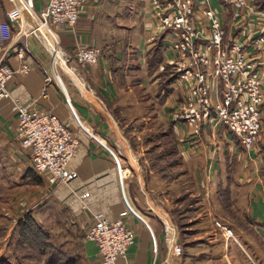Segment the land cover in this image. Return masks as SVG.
Returning a JSON list of instances; mask_svg holds the SVG:
<instances>
[{
	"label": "crops",
	"instance_id": "1",
	"mask_svg": "<svg viewBox=\"0 0 264 264\" xmlns=\"http://www.w3.org/2000/svg\"><path fill=\"white\" fill-rule=\"evenodd\" d=\"M31 1L36 10L44 4V0ZM210 4L216 9L221 8L219 0H210ZM148 10L146 0H86L75 26L76 33L60 31L61 48L72 52L76 40L83 46L100 48L102 54L98 63L93 65L70 61L74 71L79 70L80 79L76 73L77 79H73L70 70L63 69V79L58 77L69 100L52 78L50 61L30 38L19 32L0 50V62L12 69L19 67L20 60L16 55L19 48L25 51V60L30 65L28 73L16 72L7 82V88L25 100L35 99L36 108L57 115L74 131L81 146L71 161L78 178L70 185H49L39 176V182L29 183L26 179V172L30 169L29 153L20 146L15 135L16 119L9 100L0 99V165L6 168L7 176L12 174L18 182L32 184L36 188L34 191H38L20 214L30 211L53 238L66 247L73 245L75 248L76 243L82 245L85 264H98L99 255L95 244L84 239L92 215L72 192L82 185L91 190L92 196L87 203L92 210H102L114 219L122 218L134 233L133 244L127 248L125 256L116 259L115 264H173L175 261L169 247L173 240L176 241L175 231L167 205L168 199L178 192V184L166 182L159 173L152 171L143 160V154L131 149L124 127L118 124L119 119L140 120L147 126L150 119L148 105L159 111L157 117L161 123L168 125L172 122L181 167L185 170L177 180L180 185L186 179L199 192L208 184L229 185L231 197L236 201L240 186L252 182L248 193V216L261 224L259 229L256 224L257 230H264V193L257 184L259 174L264 175V132L250 150H245L239 139L224 126L212 122L203 124L198 136H189L186 125L172 117L181 101V91L173 89L172 82L170 93L163 100L158 95L157 74L173 55L164 42L165 35L151 38L153 22ZM1 16L6 19V13ZM229 17L231 22L232 17ZM24 23L23 29L32 27L25 20ZM14 27L15 24L11 30ZM160 38L163 61L150 73L148 52ZM55 58L53 61L57 62ZM80 72H83L82 77ZM144 90L148 91L147 94ZM261 109L264 118V104ZM141 132L133 131L132 134L140 136ZM112 153L125 163L122 165L123 193L137 216L129 211L120 216L126 206ZM29 194L27 201L31 200ZM163 216L171 223L172 234L168 237V223ZM69 232L76 239L64 236L65 233L70 235ZM237 244L241 247L239 241ZM183 255L181 263L189 256L187 253Z\"/></svg>",
	"mask_w": 264,
	"mask_h": 264
},
{
	"label": "built area",
	"instance_id": "2",
	"mask_svg": "<svg viewBox=\"0 0 264 264\" xmlns=\"http://www.w3.org/2000/svg\"><path fill=\"white\" fill-rule=\"evenodd\" d=\"M9 1L12 7L6 11V19L2 18L0 10V50L12 37V25L23 29L22 11L15 0ZM23 1L29 4L36 26L45 28L53 39L64 64L71 60L81 65L98 63L102 54L100 48L83 46L74 40L72 52H67L60 44V31L76 33L75 26L86 0H44L39 10L34 9L31 0ZM146 1L153 22L151 38L165 35L164 42L173 55L168 63L173 65L176 74L171 86L182 93L179 106L173 110V119L186 125L189 136H198L206 122L219 124L232 132L245 150L252 149L264 132L261 109L264 104V10H256L247 0H223L230 7L232 17L226 31L225 18L209 6L208 0ZM196 12L204 16L206 24L196 22ZM27 31L47 49L34 27L30 26ZM16 55L20 60L17 69L0 62V99L10 102L16 119L17 140L28 151L29 167L36 175L49 185H70L78 178L71 161L80 150L79 139L57 115L36 108L35 99L25 100L7 88V82L16 72L30 71L25 51L19 48ZM64 93L66 95L65 90ZM112 156L126 206L120 216L128 211L137 216L123 193L119 160L115 154ZM72 192L92 215L84 238L95 244L98 264H115L134 242L132 229L122 218L114 219L102 210H92L87 203L92 196L88 186L82 185ZM166 233L168 237V228ZM170 250L171 255H175L180 247L174 242Z\"/></svg>",
	"mask_w": 264,
	"mask_h": 264
},
{
	"label": "rangeland",
	"instance_id": "3",
	"mask_svg": "<svg viewBox=\"0 0 264 264\" xmlns=\"http://www.w3.org/2000/svg\"><path fill=\"white\" fill-rule=\"evenodd\" d=\"M247 2L253 6L254 0H247ZM208 3L209 6L212 7V5L210 4V0H208ZM219 3L221 6L220 9H216L214 7L213 8L217 12H220L222 17L225 18L223 19V26L226 31H228V28L230 26V20L228 21V18H230L229 16H231L229 13L230 7L228 6V4L223 2V0H219ZM11 7L12 3L9 0H0V10L3 16H5L6 10ZM195 20L196 22H199L200 25L206 24L207 22L204 16L199 12L195 13ZM24 25L25 23H23V27ZM19 26L20 25L15 24L14 29L12 28V36L21 32L23 34V37H28L35 43L38 50H42V52L48 58V61H50L51 63L53 69L52 78L57 83V75H59V77L63 79V69L65 67L73 74L76 73L77 77H79L80 79V76L78 75L79 70L74 71L75 69L69 61L66 62L63 66L58 61L57 62L59 64H56L57 62L53 61L54 56H52L50 51L44 47V45L38 40V38L32 33L28 32V28L22 29ZM45 34L53 41L51 36H49L47 33ZM58 55L62 59L59 51ZM55 59L57 60V58ZM80 73L82 77L83 72ZM83 79L85 78L83 77ZM78 82L80 81L78 80ZM81 82L83 81L81 80ZM147 92V90H144V93L147 94ZM148 106H150V115L148 114L150 116V119L147 121V126L144 125V133L142 135L153 131L161 132L162 130H166V125L158 120L157 114H159V111L152 107V105ZM129 122L130 121H126V123ZM126 123H124V121H121L120 119L118 121V124L121 128H125L127 125ZM138 137L139 136L134 139L138 146L136 148H133L131 146L133 144L131 137L129 138L125 135V138L129 143L131 149L142 153L143 160L145 161L146 165L150 167L144 155V150L149 145H146V147L143 146L141 138ZM164 144L165 139L162 140V147H160V149L163 148ZM119 148H121V146ZM117 158L119 160L120 168L122 171L121 175L124 179V170L122 167L124 162L118 156ZM113 160L115 162L114 158ZM151 170L154 171L153 169ZM177 170L183 171V168L179 166ZM11 172L13 171L11 170ZM17 172L18 171H16V174ZM6 173V168H2V166L0 165V224L1 226H4L5 229L4 234L0 236V258L7 253V248L4 245L10 236L9 233L12 226L22 216L20 214L21 210H23L24 206L28 203L31 204L33 197L38 192L34 191L36 188L32 187V184L27 185L26 182H23L22 180L18 182L14 175L11 174L10 176H7L8 173ZM258 178L259 180L257 184L262 188V192L264 193V175L262 176L261 174H259ZM174 182H177L178 184V189H176L178 190V192L175 191L176 194L172 195L168 199L169 203L167 206L169 215L171 216V222L173 223L172 225L175 226L174 228L176 231V241H174L180 247V252L178 254L172 255L175 258L173 264H264V230H257L256 224L258 223L253 219H250L248 216L250 215V197H248V193L252 182L240 186L241 192L236 201L231 197V193L229 195L230 197L225 199L226 194L224 193V188L229 189V185L227 186L217 183L208 184L202 186V189L200 188L199 192L196 189V186H194L193 183L187 181L186 179L182 181V185H180L178 181ZM221 190H223V192H220ZM27 193H30V201H27ZM234 193L235 190L233 189L232 196H234ZM181 196L185 197L184 201H179L178 198ZM178 211H181V213H185V215L187 214V217L181 220L179 218ZM26 213L27 212L24 211L22 214L24 215ZM163 217L168 223V226L171 227V223L168 218H165L166 216ZM34 218L36 219V216ZM180 222H184V224L182 223V229L178 227V224ZM259 227L261 228V224H258L257 228L259 229ZM70 233L71 232H69V234ZM64 236H66L67 238H71L73 235L72 233L70 235H67V233H65ZM74 239L76 238L73 236L72 240ZM238 241L240 242L241 247L237 244ZM57 242L59 243L58 240ZM73 247L74 246L72 245V251L74 250L79 255L81 264H85L82 256V245L76 243L75 248ZM182 253L189 254L186 261H184L183 263H181L183 255ZM24 263L42 264V259L38 258L36 252H30V256L24 259Z\"/></svg>",
	"mask_w": 264,
	"mask_h": 264
},
{
	"label": "trees",
	"instance_id": "4",
	"mask_svg": "<svg viewBox=\"0 0 264 264\" xmlns=\"http://www.w3.org/2000/svg\"><path fill=\"white\" fill-rule=\"evenodd\" d=\"M253 6L257 10H264V0H254ZM162 51L163 45L160 38L148 52L147 63L150 73L154 72L162 63ZM157 77L159 78L158 95L160 100H163L170 93L169 85L176 78L173 65L169 63L163 64V68L158 72ZM120 120L126 123L125 120ZM126 124L124 132L127 137H131L133 141L131 146L133 148H136L138 145L134 140L137 136L133 135L132 132L142 131L141 137L139 136L138 138H141L143 146L149 145L144 150L145 159L148 161L150 168L158 172L164 181L169 183L177 181L180 175L185 173L184 169V172L177 170L179 166L181 167L182 162L176 140L173 137L172 122L166 125V130H162L161 132H145L146 134L144 135H142L144 133L143 121L139 120ZM164 139L165 144L160 149L162 147V140ZM26 179L29 183H37L40 180L38 175L33 173L31 169L26 172ZM220 192H223V190ZM224 193L226 194L225 199L230 197V190L228 188H224ZM184 198V196H181L178 199L179 201H184ZM178 213L181 220L187 217V214L185 215L181 211H178ZM182 223L184 224V222L178 224V227L181 229L183 227ZM4 232V226L0 224V236ZM9 234L10 236L6 242L7 253L0 258V264H25L24 259L30 256V252H36L38 258L42 259V264H81L79 255L74 250L72 251V248L58 243L49 230L40 224L30 212L22 215L16 221Z\"/></svg>",
	"mask_w": 264,
	"mask_h": 264
},
{
	"label": "bare ground",
	"instance_id": "5",
	"mask_svg": "<svg viewBox=\"0 0 264 264\" xmlns=\"http://www.w3.org/2000/svg\"><path fill=\"white\" fill-rule=\"evenodd\" d=\"M15 2L18 4V7L21 9L22 14H23V19L27 22V24L32 25V27L35 28L36 33L38 34V36L41 38V40L43 41V43L45 44V46L47 47V49L52 53V55L54 57H56L58 59V61L60 62V64L64 65L63 63V58L61 59L58 55V51L60 56L62 57V54L60 53V50L55 46L54 41H52L45 33H47V31L45 30V28L43 27H37L34 23L33 20V13H31V9L29 8V4L24 3L23 0H15ZM33 16V17H32ZM33 22V23H32ZM24 23V22H23ZM44 32H43V31ZM48 34V33H47ZM49 35V34H48ZM69 73L72 75V78H76L75 75L69 71ZM77 79V78H76ZM172 234V228L170 226H168V236H170ZM174 240L171 242L170 247H173L174 245Z\"/></svg>",
	"mask_w": 264,
	"mask_h": 264
}]
</instances>
